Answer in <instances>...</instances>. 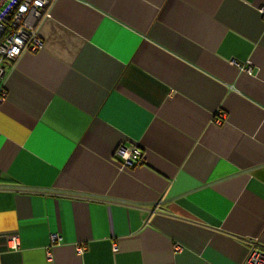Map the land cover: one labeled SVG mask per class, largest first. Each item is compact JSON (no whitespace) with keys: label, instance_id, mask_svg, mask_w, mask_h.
Returning <instances> with one entry per match:
<instances>
[{"label":"crops","instance_id":"1","mask_svg":"<svg viewBox=\"0 0 264 264\" xmlns=\"http://www.w3.org/2000/svg\"><path fill=\"white\" fill-rule=\"evenodd\" d=\"M261 9L54 0L42 47L2 80L0 264H242L264 249ZM123 145L143 164L122 169Z\"/></svg>","mask_w":264,"mask_h":264},{"label":"built area","instance_id":"2","mask_svg":"<svg viewBox=\"0 0 264 264\" xmlns=\"http://www.w3.org/2000/svg\"><path fill=\"white\" fill-rule=\"evenodd\" d=\"M54 0H0V101L4 99L5 91L2 80L6 75L7 65L16 61L25 52H37L42 47L38 33L41 20L47 15ZM264 17V9H261ZM242 71L253 74L250 66L241 67ZM224 114L219 113L215 123L220 125ZM115 160L123 168H132L143 164V152L137 146H120L115 153ZM53 236V242L57 241ZM10 248L18 249L20 238L17 234L8 237ZM86 250L77 247L79 254ZM51 257V254H49ZM242 264H264V249L253 246Z\"/></svg>","mask_w":264,"mask_h":264}]
</instances>
